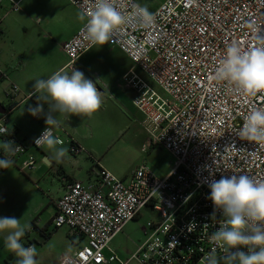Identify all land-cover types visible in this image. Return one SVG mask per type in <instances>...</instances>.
<instances>
[{
    "label": "built area",
    "instance_id": "built-area-1",
    "mask_svg": "<svg viewBox=\"0 0 264 264\" xmlns=\"http://www.w3.org/2000/svg\"><path fill=\"white\" fill-rule=\"evenodd\" d=\"M7 1L12 11H19L18 2ZM67 1L79 11L93 2ZM113 2L126 23L107 44L120 49L132 63L119 86L134 92L132 104L143 116L147 146L163 148L174 161L164 177L140 165L124 181L99 167L95 183L69 182L55 203L52 225L69 228L86 244L73 254H62L56 264L115 262L117 256L109 245L144 209L156 220L143 228L147 238L130 260L139 264H203L202 258L213 247L211 233L218 230L223 219L220 212L215 218L211 215L214 205L208 199L209 184L232 174L264 180V143L238 136L250 111L264 108V94L249 97L227 82L210 79L232 41L245 48L252 46L256 43L253 27L261 28L264 35V0H164L151 11L154 22L149 28L136 21V0ZM82 28L61 46L67 58L61 71L79 70L80 57L96 46L86 39ZM136 70L146 74L168 98ZM3 78L7 77L0 70V80ZM19 91L10 82L9 94L16 96ZM0 122L6 126V117L1 116ZM52 131L58 137L55 128ZM0 138L21 148L10 157L16 166L26 145L11 133ZM35 139L31 146L41 148ZM67 143L71 150L81 152L73 140ZM35 169V160L28 157L18 171L25 174ZM4 170L0 168V174ZM239 250L247 252V248Z\"/></svg>",
    "mask_w": 264,
    "mask_h": 264
},
{
    "label": "crops",
    "instance_id": "crops-1",
    "mask_svg": "<svg viewBox=\"0 0 264 264\" xmlns=\"http://www.w3.org/2000/svg\"><path fill=\"white\" fill-rule=\"evenodd\" d=\"M136 1L141 6H147L150 12L159 6L151 8L153 4L150 5L145 0ZM3 3L8 4V8ZM9 4L7 0L0 2V70L7 77L0 80V117H6V126L11 135H14L18 141L24 142L27 150L16 166L5 169L0 174V218L15 217L21 219V224L31 223V226L34 222L35 227H31L30 233L21 242L36 246L39 254L38 264H56L62 254H73L86 244L84 238L75 236L69 228L55 229L52 225V219L56 214L55 203L63 195L65 186L71 181H79V178L84 177L82 173L88 167L84 161L85 158H90L92 163L97 164L91 155L94 149L87 144L86 130L90 127L93 132H98L101 128L100 123L104 121L102 116L111 106L121 113L122 111L130 112L132 115H140L142 119L143 116L132 104L134 92L124 90L119 86L122 76L132 67L131 61L120 49L111 47L107 43L102 46L97 44L80 57L77 67L82 73H86L85 70L93 72L102 84V89L96 87L102 97L101 107L90 118L71 115L68 120L61 118L60 127H53L58 137L65 141L62 146L68 150L67 156L62 161L54 159L53 153L45 145L41 148L31 146L33 139L47 126L45 118L48 113L47 104L43 105V112L39 119H35L28 110L29 107L34 108L38 105L36 95H32L35 80L47 79L53 73L62 70L67 58L62 52L61 46L76 34L83 26V22L77 18V22L72 25L69 15L62 13L68 5L62 4L59 6L62 11V21L56 20L50 25L46 23L47 32L39 28L34 38L31 37L27 40L21 50H13V55L7 58V56L4 57L2 51V40L6 34V26L2 23V19L9 13L7 10ZM72 7L76 11L77 17L79 10ZM1 13L3 14L1 15ZM48 29L57 33L51 34ZM22 31L28 35L30 28L23 27ZM53 52H56L57 55ZM58 55H60L59 59ZM64 72L71 73L68 70H64ZM10 82L19 87L20 91L16 96L9 94ZM30 95L31 98H28ZM0 140L3 139L0 138ZM68 140H73L77 146L85 149V154L80 155L79 158L73 156L67 143ZM28 157H33L36 162L35 173L23 174L18 169L21 162ZM37 172H40L42 177H37ZM92 173H94L93 170H90L85 177L89 182L95 183L96 173L94 176ZM53 179L58 184L53 196H49V199L44 197L40 190L37 191V188L33 187V182H43L44 180L45 183L52 185L53 189ZM124 179L126 178L122 180ZM33 189L37 194L35 202L32 199ZM49 209L52 211L48 214V220L45 222L42 216L43 211ZM6 234V232L0 233V264H16L13 263V260L17 257L13 256V253L4 246Z\"/></svg>",
    "mask_w": 264,
    "mask_h": 264
},
{
    "label": "clouds",
    "instance_id": "clouds-1",
    "mask_svg": "<svg viewBox=\"0 0 264 264\" xmlns=\"http://www.w3.org/2000/svg\"><path fill=\"white\" fill-rule=\"evenodd\" d=\"M136 21L145 28L152 26L154 14L147 6H136ZM83 22L82 33L93 45H104L112 35L126 23V18L113 0H93L90 7L77 14ZM261 28L253 27L256 41L245 48L238 41H232L226 48L224 58L210 76L212 81L227 82L241 94L255 97L264 94V35ZM32 95L38 105L29 107L36 116L48 105L45 118L47 128L36 145H45L54 159L62 161L68 154L63 141L53 134V127H60L61 118L71 115L91 117L102 105L100 92L84 74L72 69L71 73L57 71L47 79H36ZM0 135H10L8 127L0 122ZM238 136L243 140L264 143V108H253L245 118ZM21 148L11 140H0V168L10 169L14 160L10 157ZM208 199L214 205L211 214L215 218L220 212L223 219L218 230L211 233L213 247L202 258L203 264H264V180H257L245 174L222 176L209 184ZM31 223L21 224L15 217L0 218V233H7L4 246L18 258L16 264H38L36 246H25L21 241ZM247 248V252L239 250ZM233 249H237L233 251Z\"/></svg>",
    "mask_w": 264,
    "mask_h": 264
},
{
    "label": "rangeland",
    "instance_id": "rangeland-1",
    "mask_svg": "<svg viewBox=\"0 0 264 264\" xmlns=\"http://www.w3.org/2000/svg\"><path fill=\"white\" fill-rule=\"evenodd\" d=\"M14 1L18 2L19 11H12L11 4H9V9H7L9 13L2 19V23L6 26V34L2 40L4 57L7 56V58H10L13 55V50H21L27 40L36 36L39 28L47 32V24L50 25V23L52 24L56 20L62 21V13L69 15L72 25L77 22L76 11H74V8L66 0ZM145 1L150 5L153 4L151 8H154L160 5L164 0ZM62 4L68 5L64 8L63 12L59 9V6H62ZM3 5L8 8V4L3 3ZM2 14L3 13H1V15ZM23 27L30 28L28 35H25L22 31ZM49 33L54 34L57 32L49 30ZM53 54L57 55L56 52H53ZM59 57L60 55H58L57 58L59 59ZM85 72L93 79L94 85L98 89H102V84L99 82L96 75L91 71L85 70ZM136 73L141 76L144 81L152 85L162 97L168 98L167 94L154 85L146 74L139 70H136ZM120 85H122V82ZM102 120L104 121L100 123L101 128L98 132H93L90 127L86 130L87 144L94 149L91 155L97 162V167L95 168L96 165L92 163L90 158H85L84 161L88 167H86L85 172L82 173L84 177L78 179L80 182L84 184L92 183L89 182L85 176L90 170H93L94 173H92V176H94L98 171V167L106 168L119 179L126 178L124 181H126L127 176L140 165L147 166L158 177H163L171 171L174 161L172 156L161 147L155 146L150 148L147 146V134L141 122L143 119L140 115H132L130 112L123 111L121 113L111 106L105 111ZM70 152L73 156L79 158L80 155L85 154L86 150L82 149L80 153L74 150ZM88 152L90 153V151ZM32 173H35V170L32 171ZM36 176L42 177V174L37 172ZM52 183L54 184L53 189L51 187L52 185L45 183L44 180L43 182H33V187H36L37 191L40 190L43 196L49 199V196H53L56 185L58 184L55 179L52 180ZM36 197L37 194L33 189V202H35ZM51 211L52 209L43 211L42 216L45 222L48 220L47 217ZM155 220V215L148 209H144L139 217L129 222L123 231L114 237L109 247L114 251L117 260L112 264H121L127 260H129L127 264H139L135 260H130L131 256L136 252L137 247L147 238L143 228L146 227L148 222H154Z\"/></svg>",
    "mask_w": 264,
    "mask_h": 264
},
{
    "label": "trees",
    "instance_id": "trees-1",
    "mask_svg": "<svg viewBox=\"0 0 264 264\" xmlns=\"http://www.w3.org/2000/svg\"><path fill=\"white\" fill-rule=\"evenodd\" d=\"M150 148H152V147H150ZM32 228H34L35 227V224H34V222H33V224H32V226H31ZM55 229H57V228H55ZM26 238V235H25V237L23 238V239H25ZM26 247L28 246V245H30L29 243H27V244H24ZM13 256H15V254L13 253ZM17 259L18 258H16V259H14L13 260V263H16V261H17Z\"/></svg>",
    "mask_w": 264,
    "mask_h": 264
}]
</instances>
